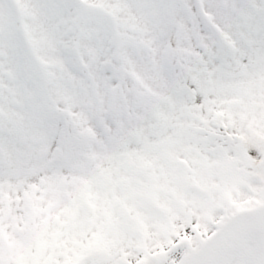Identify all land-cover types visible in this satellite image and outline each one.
<instances>
[{
    "label": "snow or ice",
    "instance_id": "6c2138e0",
    "mask_svg": "<svg viewBox=\"0 0 264 264\" xmlns=\"http://www.w3.org/2000/svg\"><path fill=\"white\" fill-rule=\"evenodd\" d=\"M0 264H264V0H0Z\"/></svg>",
    "mask_w": 264,
    "mask_h": 264
}]
</instances>
